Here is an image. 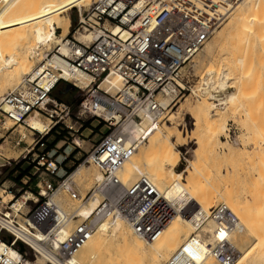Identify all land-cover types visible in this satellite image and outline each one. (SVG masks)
<instances>
[{
  "label": "built area",
  "instance_id": "obj_1",
  "mask_svg": "<svg viewBox=\"0 0 264 264\" xmlns=\"http://www.w3.org/2000/svg\"><path fill=\"white\" fill-rule=\"evenodd\" d=\"M156 1L153 13L137 8L136 0H96L88 10L78 11L77 32L96 31L98 37L89 43L69 39L70 55H62L58 50L47 55L15 90L4 96L0 103V126L7 120L15 125L25 124L36 111L53 122L59 113L71 111L69 105L51 98L56 87L66 83L78 90L79 114L104 122L109 131L82 161L81 165H96L103 177L86 197L80 195L73 173L59 175L61 163L57 159L47 155L34 159L39 160L38 165L49 177L38 194L43 200L34 202L27 214L16 213L14 204L2 203L0 264H24L38 259H44L46 264H76L77 252L105 221L122 217L139 237L154 241L175 217V208L151 179L143 177L126 186L119 171L146 143L148 132L158 127L169 107L189 92V74L185 69L240 0ZM56 54L62 63L49 64V56L52 59ZM65 71L72 75L83 73L91 82L81 91L78 82L64 77ZM55 73L58 79L51 82ZM109 75L121 80L122 87L115 93L102 89ZM171 85L176 87L177 95L164 106L159 96H167L166 89ZM129 122L146 123L145 128L149 129L133 138L125 129ZM53 128H49L50 132ZM6 164L11 166V161ZM61 191L80 201L79 206L98 194L101 198L91 214L82 218L77 211L70 213L53 200ZM18 213L24 217L22 220ZM189 213V207L182 211L184 217ZM73 221L80 222L70 227ZM206 222L214 224L213 234L202 231ZM238 224V217L227 205L212 207L201 222L199 233L186 240L165 264H200L208 255L219 264H233L236 257L230 236ZM12 251L16 253L14 258L9 255Z\"/></svg>",
  "mask_w": 264,
  "mask_h": 264
},
{
  "label": "rangeland",
  "instance_id": "obj_2",
  "mask_svg": "<svg viewBox=\"0 0 264 264\" xmlns=\"http://www.w3.org/2000/svg\"><path fill=\"white\" fill-rule=\"evenodd\" d=\"M94 1L96 2V0H92L91 3L87 5V8L84 6L81 10L78 8L67 7L65 11H62L61 15H67L70 19L69 33L67 35L68 38L65 37V39H77L80 34L77 32L78 11L84 12L85 10H88L95 3ZM253 2H257V0H254ZM3 5L4 2L0 0V9ZM262 17L264 18L263 12ZM232 19L233 16L228 18L223 25L217 29V32L206 43L202 51L195 57L192 64L185 69L186 73L189 74L188 79L186 78V81L188 80L187 86L189 87V92L184 98L177 99L169 107L166 117L161 119L158 127L171 132V134L176 137L173 140H177L175 147L179 152L180 158L175 170L177 172H184V176L181 180L185 184L193 186L195 183L194 181L193 183L188 184L189 174L186 172L187 170L192 169L190 162H193V164L198 165L201 174L209 179V187L213 190L215 196L220 197L222 194L224 197L226 196L233 199L232 206L228 207L237 215L240 223L243 225L244 231H242L241 235L244 239H239V235L235 233L230 237L231 245L234 247L235 243L237 249L239 248L243 254L244 263L264 264V260L258 258L255 253H247L253 246L254 240L251 238L250 230L246 227L252 224L254 225V223L257 224L256 221H261L259 216H264V36L261 37L262 30L264 29V26L262 28V25H264V23L259 25L262 29L259 28L257 30L258 32L262 31L261 33L257 34L256 32L252 33L254 36L252 34L249 35L251 38H255L250 39L248 35L246 36L244 33L242 34L239 32L240 34H236L237 37L239 36L240 38L238 41L236 36V38H234V36L233 38L227 37L228 39L221 41V43L212 50L211 55H208L207 51L212 40L217 34L225 29L226 25H228ZM13 31L14 29L10 32ZM82 32L83 31H81V33ZM61 33L62 30H57L58 36L61 35ZM258 35H260V37ZM4 37L9 39V36ZM246 37L247 39L245 41L247 42L248 40L249 42L247 44L250 45H245V43V47L242 44L243 47L240 48L239 42L243 41L241 43H244L245 41L243 38ZM6 38L4 39L6 40ZM17 38L15 37V39ZM19 40L15 41L18 42ZM11 41L9 42L6 40L5 44L6 47H9L11 43V51L14 49L16 51L21 50V44L24 46L22 40V42L19 41L18 43ZM7 42H9L8 45ZM29 43H31V41H29ZM17 44L18 47L15 48ZM12 48L14 49L12 50ZM41 48H36L38 51L37 55L32 56V53H28L29 60L35 68L46 59L47 55L52 56L56 53V50H58L54 45L51 49ZM15 50L14 53L16 52ZM40 50H42V52ZM238 51L239 53H237ZM39 53L41 55H38ZM16 54L18 53L16 52ZM234 55H236V57H234ZM239 57L244 59V62L241 60L243 65L241 62H239V64L241 63L240 65L238 63L236 64L235 61ZM242 58H239V61ZM210 69L215 71V75L211 77L209 75ZM224 72H229L230 74L228 77V85L233 86L231 92L235 90V86L239 84L242 85L243 82L244 90L242 95H238V100L234 103L217 106L220 102L211 99L210 96H213V94L217 95L219 94L217 91H221L219 82L222 79ZM23 78L19 80L18 85ZM205 83L206 85L209 83L210 86L209 93L207 94H204V88L207 87ZM11 91H13L12 88H8V90L4 91L1 95H7ZM77 92L78 90H73L69 86L66 87L65 83H60L51 93L52 99H56L61 103L69 105L71 111L69 114H66L65 112L59 113L53 122L51 120L48 121L45 118L42 119L47 125H49V127H54L49 134L44 132L41 135H38L36 132L31 131L27 126L14 125L10 121H7L5 125L0 126V137L4 136L0 141V206L2 203H6V199L3 196V190H5L6 193L13 194L16 199L22 198L27 194L31 199L36 197L42 201L43 198L38 194L42 190L44 182L49 177L46 175L44 168H41L38 165L39 160L34 162V159L38 156L47 155V157L57 159V161L61 163L59 175L65 171L74 174L82 164L83 159L92 150L93 146L96 145L101 137L109 131L108 126L104 122H100L97 119H89L84 115L79 114L78 102L80 98L76 96ZM221 92L220 94L224 93ZM3 96H1V98ZM224 96H226V94ZM224 96L222 95V97ZM162 98L165 97L159 96V100ZM203 99L209 104L216 105V107L212 108L214 112H211L213 117L210 122H207L199 111V105L204 101ZM215 111H218V116H214L216 113ZM36 112L32 114H36ZM197 118L201 119L199 127L194 126ZM218 120L225 122L226 130L219 134V141H216L213 134H218L220 129L218 126H215L213 122H217ZM142 126L145 127L146 123ZM178 135H180L179 139L177 138ZM198 139H200L205 146L200 161L196 159L194 153V150L198 147L196 144ZM147 143L148 140L144 145ZM226 143H229L236 148L238 156L236 155L237 157H233L234 159L228 157ZM7 160L11 161V166L6 164ZM81 166H85L90 170H92V168L93 170H99L94 164ZM75 182L82 197H86V195L97 185L94 182L90 183L83 180ZM196 182L199 183V181ZM212 184L214 185L213 188H211ZM39 185L41 189L39 188ZM209 195L213 196L211 193ZM215 196H213V203H210L208 205L209 207H207L208 212H210L212 207L224 204V202H217ZM54 199L63 209L70 213L77 211V209L81 207H79L81 202L73 200L65 191L58 193ZM86 200H89L88 197ZM32 206H34V202L29 201L21 212L27 214ZM240 206L241 208H239ZM242 207L243 210L246 208L247 211H244L248 212L250 215L246 216L247 213H245L243 217H251H248V219L252 224L248 223L249 221L246 225L244 224L245 220H248L245 219L246 217L242 218L244 219L243 221L241 220L239 215L242 216ZM186 208H188V206ZM189 208V214H191L195 210V207L191 204L189 205ZM234 209H236V211ZM19 218L22 220L23 217ZM79 222L80 221H73L70 224V227H73ZM210 225H212V223L206 222L202 231L205 233H211L212 226ZM245 233H247V235H245ZM236 238H238V240H236ZM185 241L182 240L179 244L182 245ZM181 245L173 251L175 252ZM174 252L170 253L168 259ZM244 257L246 258L244 259ZM215 261L219 264L216 259Z\"/></svg>",
  "mask_w": 264,
  "mask_h": 264
},
{
  "label": "bare ground",
  "instance_id": "obj_3",
  "mask_svg": "<svg viewBox=\"0 0 264 264\" xmlns=\"http://www.w3.org/2000/svg\"><path fill=\"white\" fill-rule=\"evenodd\" d=\"M2 1L4 2V5L0 9V98L1 96H3L1 94L4 91L8 90V88H12V90H15V88H17L19 80L23 78V76L25 77L26 75L30 74L35 69L32 62L29 60L28 53H32V56L37 55L38 51L36 48L42 47L43 49H51L54 45L55 48H58V51L62 55H70V42L68 39H65V37H67L69 33L70 19L67 15L62 16L61 13L62 11H65L67 7L78 8L79 10H81L84 6L87 8V5H89L92 0ZM136 1L137 2L135 6L137 8L146 9L149 13H153L157 9L158 3L156 0ZM240 1L237 7L228 17L231 18V16H233V19L230 20L225 29L217 34V36L212 40V43L210 44L207 51L208 55H211L212 50L216 46H218L221 41H224L229 37L233 38V36L234 38H236L237 33H244V35L249 36L252 33L257 32V34H259L262 31L264 32V29L260 32L257 31L259 28H261L259 27V25H262L264 23V18L262 17V12L264 14V0H257V2H253L254 0ZM263 26L264 25H262V28ZM13 29L14 31L10 32ZM57 30H62L61 35L58 36ZM112 30L116 32L118 29L113 28ZM216 32L217 31H215V33ZM78 33L80 34L77 39H75L82 43L92 42L98 37V32L96 31H86ZM10 34L13 36H11ZM262 34L261 37L264 36V34ZM3 35L7 37L9 36V39L4 37ZM14 36L17 39H15ZM258 36L260 37V35ZM4 38H6V40L9 42L11 41V38V42H17L15 40L20 39L19 41H23L24 46H22V44L20 45L19 43V45L21 46V50L18 51L12 48V50L14 49L18 53L16 54V52L14 53V50H10L11 43L9 47L7 46L8 48L5 46L6 40ZM249 38L252 39L255 37L251 38L249 36ZM238 39H240L239 36L237 37V41ZM243 39L245 41L247 37ZM29 41L33 43L31 44L29 43ZM9 42H7V45ZM241 42H239L240 48L243 47L245 43V45H250L247 44L249 42L248 40L244 43ZM17 47L18 44L15 48ZM40 51L42 52V50ZM40 53L38 55H41ZM237 53H239V51ZM234 57H236V55H234ZM60 58V56L56 55L53 56L52 59L47 60V62L49 64L58 66L62 63ZM239 58L237 60L235 59L236 64H239L241 60L242 62H244L243 58L240 59V61ZM65 73L66 74L64 75V77L79 83L81 91H83L91 82V78L83 73H76L73 75L68 74L66 71ZM209 75L210 77L215 75V71L213 69H210ZM229 75V72H224L223 77L219 82V87L224 93L219 90V92L217 91V93L219 94H213V96H210L211 99H215L216 101L220 102L217 106L222 104H232L236 100H238L239 94H243L244 82L242 83L241 81L240 82L242 83V85L239 84L235 86V90L231 92L233 86L228 85ZM57 79V73L52 74L50 77L51 82H56ZM206 86L207 87L204 88V94L209 93V83H207ZM121 87V80L116 75H109L102 84V89L111 93H115ZM220 92L222 94H220ZM166 93L167 96L160 95L165 98L159 100L164 106L169 105L170 102H172L176 98L177 89L175 86L171 85L168 89H166ZM225 94L226 96H224ZM222 95L224 97H222ZM4 96L0 99V103L2 102ZM203 100L204 101L201 100L202 102L199 105V111L202 114L203 118L207 122H210L213 117L211 112H214L212 108L216 107V105L209 104L206 101L207 98L206 100ZM214 116H218V111L214 114ZM103 117L107 120H110L108 116ZM43 118L50 121V118L48 116L44 115L43 113L36 112V114H31L26 119L25 124L21 125H25L31 131H36L39 133H44L46 130H49L47 132V134H49L50 127L46 124V122L42 120ZM116 119H118V117H116ZM200 123L201 119L197 118L194 126L199 127ZM213 123L220 129L218 134H213L215 136V140L219 141V134L225 132L226 130L225 122H221V120H218L217 122ZM125 129L131 133L133 138H137L141 135H144L148 131L149 127L147 129L138 123L129 122L125 125ZM174 138L176 137L169 131H165L159 127L152 128L147 135L148 143L141 146L119 171V177L126 186H129L127 184L135 183L137 179V181H139L143 177L151 179L158 187V189L164 194L165 198L175 208L177 213L172 221L167 225L163 234L154 241H147L139 237L133 231L129 223L122 217L117 218L112 222L105 221L101 224L98 231L92 237H90L89 240L86 241L81 249L77 252L74 258L76 264H165L170 253L174 252L173 250L181 245L179 243L182 240H188L192 235L199 233L198 228H200L201 222H204L206 220V217L209 214L207 207H209L208 205L210 203H213V196L215 195L213 194V190L209 187V179L201 174V171L198 169V165L193 164V162H190L192 169L187 170L186 172L189 174L188 184L193 183L194 181L195 183L193 184V186H189L181 180L184 176V172H177L175 170V167L179 163L180 156L178 150L175 147L177 140L174 141ZM177 138L179 139L180 135H178ZM196 144L198 147L194 150V153L196 159L200 161L202 159L205 146L200 139L196 141ZM225 145L228 157L235 158V156L238 154L236 152V148L229 143H226ZM96 168L99 169L97 166ZM99 170H93V168L92 170H90L85 166H80L73 174L74 181L83 180L85 182L87 181L90 183L94 182L96 184H99L103 181L101 171ZM196 181H199V183H197ZM213 187L214 185L212 184L211 188ZM210 193L213 196H210ZM43 195L45 194L43 193ZM3 196L6 199V203L4 204H14L13 208L16 213L21 211L29 201H38L36 197L31 199L29 196H27V194L22 198L16 199L13 194L8 192L6 193L5 190H3ZM100 198L101 197L98 194L84 205H81V207L79 206L80 208L77 209L79 217H88L98 205ZM215 199L217 200V202H224V204H226L227 206H232V198L231 200L230 198L226 196L224 197L221 194L220 197L215 196ZM53 200L55 201V199ZM191 204H193L195 210H192L193 212L188 217H184L182 211H184V209H186L187 206L189 207V205ZM239 208H241V206ZM234 210L236 211V209ZM244 210H246V208H244ZM244 210L242 207V216L239 215L242 221L244 220L242 218H245L247 215H249V213L246 212L247 210ZM245 213L247 214L245 217H243ZM20 217L22 216L20 215ZM248 217H246L245 219H248ZM259 217L262 222L256 221L257 224L254 223V225L249 221V219L245 220V225L248 221V223L252 224L246 227H248V229L250 230L251 238L254 240L253 246L251 247L250 251L247 250L249 251L247 253H255L258 258L264 260V220H262L264 219V216ZM210 226H212L210 232L211 234H213L214 224L212 223V225ZM242 231H244L243 225L239 221V224L234 229L231 236L237 233V235H239V239L242 240L244 239L241 235ZM245 235H247V233H245ZM236 240H238V238H236ZM231 248L233 249L236 257L233 264H246L244 263L245 261H243V254L241 253L239 248L237 249L235 243L234 247ZM9 255L14 258L16 253L12 251ZM245 258L246 257H244V259ZM24 264H46V261L44 259H38L35 262L25 261ZM200 264L217 263L213 256L208 255Z\"/></svg>",
  "mask_w": 264,
  "mask_h": 264
},
{
  "label": "crops",
  "instance_id": "obj_4",
  "mask_svg": "<svg viewBox=\"0 0 264 264\" xmlns=\"http://www.w3.org/2000/svg\"><path fill=\"white\" fill-rule=\"evenodd\" d=\"M65 85H66V87L69 86V85L66 84V83H65ZM66 173H67V172L65 171V172H63L60 176H63V175L66 174Z\"/></svg>",
  "mask_w": 264,
  "mask_h": 264
},
{
  "label": "trees",
  "instance_id": "obj_5",
  "mask_svg": "<svg viewBox=\"0 0 264 264\" xmlns=\"http://www.w3.org/2000/svg\"><path fill=\"white\" fill-rule=\"evenodd\" d=\"M61 101V100H60Z\"/></svg>",
  "mask_w": 264,
  "mask_h": 264
}]
</instances>
